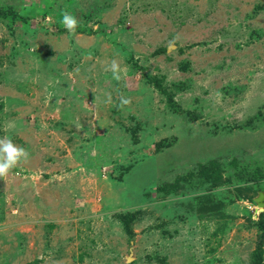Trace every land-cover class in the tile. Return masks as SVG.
<instances>
[{"label":"rangeland","instance_id":"1","mask_svg":"<svg viewBox=\"0 0 264 264\" xmlns=\"http://www.w3.org/2000/svg\"><path fill=\"white\" fill-rule=\"evenodd\" d=\"M5 136L0 264H264V0H0Z\"/></svg>","mask_w":264,"mask_h":264},{"label":"clouds","instance_id":"2","mask_svg":"<svg viewBox=\"0 0 264 264\" xmlns=\"http://www.w3.org/2000/svg\"><path fill=\"white\" fill-rule=\"evenodd\" d=\"M59 23L68 33L74 34L81 21H79L75 15L65 11L61 13ZM110 71L112 73V78L116 81H120L122 79V73H126V69H121L115 61L112 62ZM130 104V98H125L123 95L120 96L119 106L121 108ZM6 127L9 130L14 129L15 121H9ZM29 157V151L15 144L10 137L5 136L4 138H0V178H6L19 164L27 162Z\"/></svg>","mask_w":264,"mask_h":264},{"label":"water","instance_id":"3","mask_svg":"<svg viewBox=\"0 0 264 264\" xmlns=\"http://www.w3.org/2000/svg\"><path fill=\"white\" fill-rule=\"evenodd\" d=\"M257 205L264 210V191L256 199Z\"/></svg>","mask_w":264,"mask_h":264},{"label":"trees","instance_id":"4","mask_svg":"<svg viewBox=\"0 0 264 264\" xmlns=\"http://www.w3.org/2000/svg\"><path fill=\"white\" fill-rule=\"evenodd\" d=\"M165 50V49H164ZM262 214V221H264V215H263V213H261ZM262 228L264 229V222L262 223ZM263 237H264V233H263ZM263 240H261L260 241V243H259V246L260 247H262L263 245H264V238H262Z\"/></svg>","mask_w":264,"mask_h":264}]
</instances>
